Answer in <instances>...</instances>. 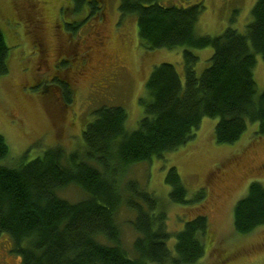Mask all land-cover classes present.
Returning a JSON list of instances; mask_svg holds the SVG:
<instances>
[{"label":"trees","instance_id":"16d2710c","mask_svg":"<svg viewBox=\"0 0 264 264\" xmlns=\"http://www.w3.org/2000/svg\"><path fill=\"white\" fill-rule=\"evenodd\" d=\"M76 12L85 14L68 24L78 31L97 15L102 1L77 0ZM204 6L163 5L160 0H122V16H137L140 44L148 50L184 47L185 80L175 65L156 66L140 99L145 115L133 131L126 129L123 106H102L83 133L84 152L67 153L49 148L20 163H1L10 156L0 134V233L13 240V251L23 264H196L206 253L209 219L199 214L177 233L168 229V216L159 209L153 192L129 181L126 207L135 211L138 236L134 256L122 242L116 217L124 205L117 178L133 163L162 157L196 136L203 119L217 118L218 143L240 140L248 123H259L264 134V91L260 92L254 69L257 55L264 59V0L252 9L245 32L228 27L219 36H199L196 25ZM86 20V21H87ZM212 47L209 65L200 76V60L193 49ZM10 48L0 29V79L9 73ZM121 173H123L121 175ZM78 183L88 194L79 202L62 198L59 191ZM170 198L186 204L204 200V188L188 199V189L176 167L167 172ZM234 225L241 234L264 225V184L253 181L235 206ZM175 236L172 249L170 240Z\"/></svg>","mask_w":264,"mask_h":264},{"label":"rangeland","instance_id":"374dc122","mask_svg":"<svg viewBox=\"0 0 264 264\" xmlns=\"http://www.w3.org/2000/svg\"><path fill=\"white\" fill-rule=\"evenodd\" d=\"M38 1L0 0V29L10 48L9 73L0 79V134L9 144L10 156L1 163L15 165L26 152L31 160L56 146L63 147L67 153L84 152L83 133L92 122L95 109L105 105L123 106L128 113L126 129L133 131L145 115L140 99L156 66L171 63L185 80L184 47L154 50L143 47L137 16H122V0H102L105 8L104 13L99 10L102 18L97 19V15L87 21L84 18L83 26L74 32L67 24L85 17V14L76 12L79 1L47 0L46 20L50 22L47 23L50 30L47 29L45 35L51 51L42 66L52 64L58 49L60 53L63 51L59 47L62 43L65 46L74 43L79 54L85 55L90 50L88 46L96 41V35L106 40L102 49L92 52L90 63H82L83 57H78L76 62L72 60L70 57L75 52L68 57L69 62L63 65L60 76L70 80L75 78L71 87L74 100L64 101L57 88L59 81L53 80L52 70L44 73L40 70L41 65L36 63L37 52L32 49L34 32L24 15L40 19L43 12ZM257 1L160 0L165 6L188 7L201 3L204 8L196 25L199 36H219L230 26L245 32ZM26 9L29 11L23 14ZM63 17L67 21L66 36L64 40L56 41L53 34ZM193 50L200 58L196 71L201 76L214 50L212 47ZM39 62L41 64V60ZM113 75L116 79L110 83L109 78ZM254 76L260 92L264 91V59L260 54L257 55ZM217 122V118H204L196 136L186 145L167 151L162 157L133 163L124 170L125 174L121 173L123 176L117 178L124 205L116 220L123 245L130 255L134 256L138 233L133 226L136 213L126 207L125 200L130 197L128 182L137 181L143 189L157 196L158 208L166 211L168 229L174 234L197 215L208 216L206 253L196 264H264V225L247 234L239 233L234 225L235 206L247 195L251 183L259 181L264 184V134H257L259 123L250 122L240 140L233 144L218 143L215 136ZM171 166L176 167L181 175L188 189V199H195L204 188V200L186 204L171 200V188L166 183ZM59 195L71 202L88 197L78 183L60 190ZM175 240L174 236L169 242L172 249ZM13 247L12 238L7 233H0V264H23Z\"/></svg>","mask_w":264,"mask_h":264},{"label":"flooded vegetation","instance_id":"af4514ba","mask_svg":"<svg viewBox=\"0 0 264 264\" xmlns=\"http://www.w3.org/2000/svg\"><path fill=\"white\" fill-rule=\"evenodd\" d=\"M102 1V0H100ZM39 8H41V11L43 12L42 17L39 19V17L37 18H33L31 19L29 16H25L27 18V20L29 21L30 24V28L32 29V31L34 32L33 37L31 38L32 43H33V51L37 52V60L36 63L38 64V66L41 65L40 70L44 72L48 71V70H52V73L54 74V76H52L54 79L53 80H58L59 81V85L57 86V88H59L60 90V94H61V99H63L64 101H71L74 100V91L71 88L72 85L74 86V77L70 80V78L68 77H62L60 76V73L63 70V65L66 62H69V58L71 56V53H73V56L70 57L72 60H76L79 58H84L83 62H89L92 52L93 51H98L99 48H103L106 45V40L105 37H102L101 35H96V41L91 44L90 46H88V48L90 50H88L85 55H80L79 52L76 49V45L74 43H69V45L65 46L62 44L59 45V47L63 50L61 53L57 52V56L55 58V60L52 62V64L48 65V67L46 66H42L44 63L47 62V58H49V52L51 51V44L50 41L48 40L47 36L45 35V32L47 31V29H49V25L47 23H50L49 20H46V7L48 6L49 2L47 0H39ZM47 5V6H45ZM35 7L37 5H34ZM100 9H102L100 12L104 13V4L103 1L100 5ZM29 11V9H26L25 11H22L23 14L27 13ZM100 12L97 14V19H100V16L102 18V14H100ZM104 17V15H103ZM67 21L63 18H61L60 21V26L59 24L56 25V33L53 34L54 38L56 39V41L58 39H63L66 36L65 31L67 32L65 25ZM68 25V24H67ZM55 28V26H53ZM68 27V26H67ZM98 26L95 27V31H97ZM50 30V29H49ZM93 31V28H92ZM65 35V36H64ZM41 60V64L40 61ZM35 63V65H36ZM86 63V64H87ZM90 63V62H89ZM86 66V65H85ZM38 68V67H37ZM36 69V68H35ZM42 74V73H41ZM118 74L116 73V76ZM116 76H110L109 80L110 83H112L111 81H115ZM37 81V79H35Z\"/></svg>","mask_w":264,"mask_h":264}]
</instances>
